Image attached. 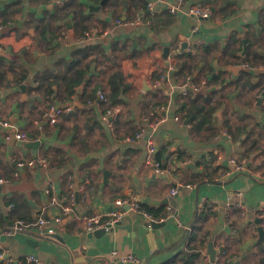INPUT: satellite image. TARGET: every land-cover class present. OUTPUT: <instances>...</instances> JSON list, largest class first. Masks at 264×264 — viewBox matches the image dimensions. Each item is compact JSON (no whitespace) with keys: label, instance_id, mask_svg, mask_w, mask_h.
I'll return each instance as SVG.
<instances>
[{"label":"crops","instance_id":"obj_1","mask_svg":"<svg viewBox=\"0 0 264 264\" xmlns=\"http://www.w3.org/2000/svg\"><path fill=\"white\" fill-rule=\"evenodd\" d=\"M101 1L0 0V35L18 38L0 49V115L13 125L0 124V254L16 262L34 254L44 264H133L119 259L128 254L137 264H209L212 241L219 250L215 264H264L254 221L264 207V0H146L152 11L148 4L135 7L139 0H106L90 9ZM191 4L210 6L211 18L190 15ZM166 47L168 59L159 57ZM87 69L84 82L70 88L76 71ZM114 70L126 87L109 116L111 128L103 118L106 104L92 95ZM204 80L207 88L196 92ZM198 94L203 99L196 104L217 107L203 123L194 111ZM52 103L66 108L55 124L46 118ZM159 106L164 110L154 114ZM147 119L160 121L153 140L163 173L146 163V136L124 141L141 128L152 131ZM16 130L32 140H17ZM36 140L41 143L27 145ZM15 155L47 164L18 169ZM233 157L246 172L225 176ZM173 187L177 193L170 195ZM132 196L158 215L171 206L176 217L153 228L128 211L101 237L85 231L86 215L107 213L117 198ZM40 216L63 241L33 238V247L27 234L11 232L16 220Z\"/></svg>","mask_w":264,"mask_h":264},{"label":"built area","instance_id":"obj_2","mask_svg":"<svg viewBox=\"0 0 264 264\" xmlns=\"http://www.w3.org/2000/svg\"><path fill=\"white\" fill-rule=\"evenodd\" d=\"M186 3V0H177L178 5H183ZM154 4L150 3L148 4L149 10H154ZM178 7L172 6L170 7L169 11L172 13H175ZM187 12L190 15L196 16L198 18L202 19H209L212 16V9L208 5L203 4H191L187 8ZM140 21V18L138 19ZM117 24H135L136 21H127L122 19L116 20ZM148 24H151V21H147ZM18 43V38L14 34H1L0 35V49H7L15 46ZM178 49H176L177 51ZM242 66L251 69L253 66L248 63L244 62ZM170 71L174 70V66H170ZM169 78V72L167 74H160V79L158 81V84H164L166 79ZM208 86V82L206 80L202 81L200 84L196 85L194 87L196 92H203L204 89H206ZM261 98H264V91L261 93ZM97 96L102 100L104 104H106V111L103 115V118L108 121V124L111 128H113V121H110L109 116L113 113L119 110L118 107L111 105L109 99L105 96V94L99 90ZM90 102L93 101V99L89 100ZM164 110V106H159L154 110V114L160 113V111ZM66 112V108L58 106L56 103H52L49 106V109L46 113V118L51 124H55L60 117ZM146 121L149 122L147 119ZM160 121L157 123L149 122V125L152 129V131L146 133L145 129L141 128L139 131H137L134 135H127L124 137V141L128 143H135L142 138L146 136V150H147V159L146 163L154 168V171L156 173H163L165 172V168L163 167L161 161L157 160L155 158V151H156V144L153 140V133L156 129L157 124H159ZM0 124H2L4 127L12 128V124L7 121L3 120L0 115ZM14 137L19 141H27L32 140V138L23 131H15ZM9 138H11V135H9ZM222 156H218V161H220ZM13 160L17 166L18 169H23L25 167H37V166H45L47 164V160L43 157H35V158H20L18 156H14ZM230 167L226 172H224L225 176L234 177L236 175H241L246 172V164L244 161L238 159V158H230ZM15 175L17 176L18 173L16 172ZM177 193L176 187H173L170 189V195H175ZM55 202V199H53ZM70 202H74V197L72 196L70 199ZM237 205L240 209H244V204L240 201L237 202ZM127 207V208H126ZM62 213H67L69 211L68 206H61ZM169 213L167 217L165 218H155L153 217L146 208L141 204L140 199L137 196L132 197H120L117 198L114 201L113 209L110 210L107 213H92L88 214L84 217L85 222V231L87 233H93L99 229H105L106 231H109L110 229L118 226L119 224H122L126 214L128 211H133L137 214L143 215L148 219L149 222H162L166 220L169 217H176L175 210L171 206H169ZM257 215L259 217H264V207H261L259 211H257ZM62 219L61 215L56 216L55 221L58 223ZM179 224L181 225V222L179 221ZM51 222L40 216L36 220H24V219H18L16 220L10 230L11 232H22L25 230L30 229H38L40 232H43L45 234H51L53 230L50 228ZM114 256H119L117 251L112 252ZM203 256H206L203 254ZM0 259L3 261V264H15L16 260L9 257L6 253L0 254ZM26 263L24 264H44L39 257H37L34 254H30L25 257ZM119 259L123 262H131L133 264L140 263V260L132 254H128L125 256H119ZM47 264H55V263H47Z\"/></svg>","mask_w":264,"mask_h":264},{"label":"trees","instance_id":"obj_3","mask_svg":"<svg viewBox=\"0 0 264 264\" xmlns=\"http://www.w3.org/2000/svg\"><path fill=\"white\" fill-rule=\"evenodd\" d=\"M147 1L146 0H139V2L137 4H135V7L138 6V8H142L144 10H147ZM89 70H77L76 71V75L77 78H73L71 79V81H68L69 87H73L76 84H80L82 82H84V79L88 76ZM158 78L160 79V75L158 76ZM125 84L123 82V75L121 73L120 70H114L108 80H107V86L104 87L103 85H97L93 91V97H95L96 101H98V96H96V93L101 90L105 96L109 99L111 105H118L120 103H122V99H121V95L122 93L125 91ZM203 96L199 95L196 97L195 101L193 103H197L198 100H200ZM203 99V98H202ZM102 101V100H101ZM101 101H98L99 103ZM211 101V99H204V102H209ZM222 101H219V104H221ZM194 106V111L197 113L198 115V121L200 122H206L209 118V116L212 117V113H214V111L217 109L216 106L210 107L209 109H206L205 106L202 105H198ZM193 110L190 112H194ZM156 159L157 160H162L163 156L162 153L160 151H156L155 153ZM146 210L155 218L161 219V218H165L168 215L167 211H164L162 214L158 215L153 213L152 209L149 206H146L144 204H142ZM32 218V217H29ZM28 219V217H25L24 220ZM1 263L3 264V261L0 260ZM26 263V259L24 258H20L15 264H24Z\"/></svg>","mask_w":264,"mask_h":264},{"label":"water","instance_id":"obj_4","mask_svg":"<svg viewBox=\"0 0 264 264\" xmlns=\"http://www.w3.org/2000/svg\"><path fill=\"white\" fill-rule=\"evenodd\" d=\"M106 2V0H102L101 4L99 6H90L91 10H99L101 8V5H103ZM245 50H246V45H245ZM170 54V47H166L164 49V53L161 55H159V57H162L164 59H168V56ZM167 65H170V61L167 60L166 62ZM229 70L233 71V72H237L238 71V67L236 66H230L228 67ZM142 78H144V82L146 84V74L142 76ZM80 89V88H79ZM41 142L39 140L36 141H32L30 143H28V146H37L39 145ZM127 208V207H126ZM174 217H169L166 220L162 221V222H152L151 226L153 228H158V227H162L166 224V222H169L173 219ZM255 223L257 224V229H258V242L264 241V219L262 217H256L255 218ZM121 225V224H119ZM128 229H131V227L128 225L126 226ZM23 233L27 234L29 236V238L27 239V243L30 246L36 247L38 245V242L34 240H32L33 238H38V239H44V240H52L53 238H56L58 240L63 241V239L59 236V235H52V234H45V235H41V234H37L34 235L32 232H28V231H22ZM107 231L105 229H99L93 233H91V236H97V237H101L103 235H105ZM208 252L210 255V263L209 264H215L216 263V259H217V255L219 253V250L214 246V243L212 241L209 242L208 244Z\"/></svg>","mask_w":264,"mask_h":264}]
</instances>
